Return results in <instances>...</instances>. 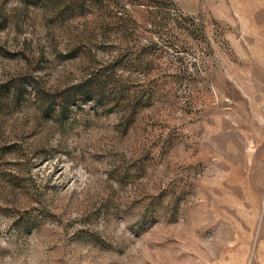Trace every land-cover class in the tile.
I'll use <instances>...</instances> for the list:
<instances>
[{"label":"rangeland","instance_id":"rangeland-1","mask_svg":"<svg viewBox=\"0 0 264 264\" xmlns=\"http://www.w3.org/2000/svg\"><path fill=\"white\" fill-rule=\"evenodd\" d=\"M0 264H264V0H0Z\"/></svg>","mask_w":264,"mask_h":264}]
</instances>
